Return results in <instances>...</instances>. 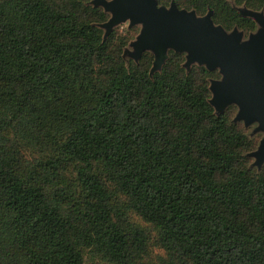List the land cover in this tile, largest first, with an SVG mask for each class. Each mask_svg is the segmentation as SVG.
Masks as SVG:
<instances>
[{"label":"trees","instance_id":"16d2710c","mask_svg":"<svg viewBox=\"0 0 264 264\" xmlns=\"http://www.w3.org/2000/svg\"><path fill=\"white\" fill-rule=\"evenodd\" d=\"M246 35L233 5L158 0ZM92 0H0V264H264V166L217 115L210 79L169 51L124 57L138 27Z\"/></svg>","mask_w":264,"mask_h":264},{"label":"water","instance_id":"95a60500","mask_svg":"<svg viewBox=\"0 0 264 264\" xmlns=\"http://www.w3.org/2000/svg\"><path fill=\"white\" fill-rule=\"evenodd\" d=\"M91 3L110 14L109 20L99 25L105 30V37L127 21L129 28L140 26L124 57L139 62L150 51L155 56L151 74L162 69L170 50L185 53L184 67L188 70L196 64L218 71L220 77L210 79V103L217 115L236 106L233 121L242 122L246 129L255 126L250 135L261 134V138L248 156L257 169L264 166V10L237 6L232 1L240 13L257 24L256 30L246 37L238 27L228 31L216 24L212 9L199 15L194 9H180L175 1L169 6L160 5L158 0H92Z\"/></svg>","mask_w":264,"mask_h":264},{"label":"rangeland","instance_id":"374dc122","mask_svg":"<svg viewBox=\"0 0 264 264\" xmlns=\"http://www.w3.org/2000/svg\"><path fill=\"white\" fill-rule=\"evenodd\" d=\"M129 23H130V22L127 21V22H125V23H122L120 26H121L122 28H129ZM136 27H138L139 30H140V26H136ZM246 37H247V35H246ZM131 50H132V49H131ZM256 126H257V125H256ZM254 128H255V126H251V127H249V128H248L249 133L253 132Z\"/></svg>","mask_w":264,"mask_h":264}]
</instances>
